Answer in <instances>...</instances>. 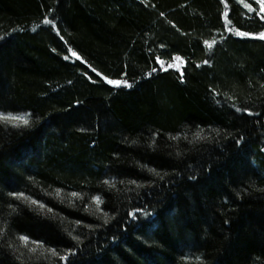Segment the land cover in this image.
Here are the masks:
<instances>
[{"label": "trees", "instance_id": "16d2710c", "mask_svg": "<svg viewBox=\"0 0 264 264\" xmlns=\"http://www.w3.org/2000/svg\"><path fill=\"white\" fill-rule=\"evenodd\" d=\"M262 16L0 0L2 264H264Z\"/></svg>", "mask_w": 264, "mask_h": 264}, {"label": "snow or ice", "instance_id": "6c2138e0", "mask_svg": "<svg viewBox=\"0 0 264 264\" xmlns=\"http://www.w3.org/2000/svg\"><path fill=\"white\" fill-rule=\"evenodd\" d=\"M256 2L257 3H259L260 4V11H261V13H264V0H256ZM244 7L245 8H248V9H251L252 8V4H250V3H246L245 5H244ZM161 15H163V13H161ZM262 19H264V16H262L261 17ZM48 24H51L52 23V21L51 20H47L46 21ZM228 31L229 32H231V29L229 28L228 29ZM237 35L238 36H241V37H248V36H252V35H254L253 33H250V32H237ZM259 36L261 37V38H264V32H261V33H259ZM205 43H207V41H205ZM72 55L75 57L76 56V53L75 52H73L72 53ZM157 61L159 62V58H157ZM88 67L89 68H91V65H88ZM170 67H176L175 65H170ZM166 70V69H165ZM92 71L93 72H95V69H92ZM153 71H156V69H153ZM104 80L107 82V84H109V85H114V86H121V85H127V86H129V87H131V85H129V82H128V80H120V79H109L107 76H105L104 77ZM243 111H248V109H244ZM17 119H19V118H17ZM23 123L26 125L27 123H28V121L27 120H23ZM16 127H18V126H16ZM237 143H239V141H237ZM192 179H197V177H192ZM135 181H133V183H134ZM23 196L24 195V193L23 192H20V193H17V192H15V191H13V192H11V196L13 197V198H15V197H17V196ZM73 195H77V193H73ZM93 199H97L96 197H93ZM37 203H39V201H37ZM141 210H136V212H131V213H126V215H129L130 217H137L138 216V214H139V212H140ZM129 222H131V221H129ZM79 223V222H78ZM28 237L27 236H25L24 237V239H27ZM69 256H72V253H69ZM65 259H67V258H65ZM0 264H2V261H0Z\"/></svg>", "mask_w": 264, "mask_h": 264}, {"label": "rangeland", "instance_id": "374dc122", "mask_svg": "<svg viewBox=\"0 0 264 264\" xmlns=\"http://www.w3.org/2000/svg\"><path fill=\"white\" fill-rule=\"evenodd\" d=\"M240 2H242V4H244V5H245V3H244L243 1H240Z\"/></svg>", "mask_w": 264, "mask_h": 264}]
</instances>
